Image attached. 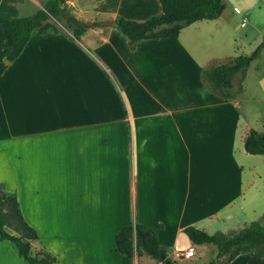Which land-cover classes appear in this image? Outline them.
Returning <instances> with one entry per match:
<instances>
[{
  "label": "crops",
  "instance_id": "0c3cea01",
  "mask_svg": "<svg viewBox=\"0 0 264 264\" xmlns=\"http://www.w3.org/2000/svg\"><path fill=\"white\" fill-rule=\"evenodd\" d=\"M48 1L0 0V64L9 52L7 22L35 14ZM79 1L66 0V6L87 14L86 21L74 17L93 28H85L79 39L71 32H35L0 74V188L15 196L24 221L37 233L38 240L31 245L53 256L56 264H162L147 256L119 255L115 235L130 224L152 228L176 264L182 263L177 254L189 248L194 257L200 256V250H210L208 245H191L184 229L195 225L209 232V227L198 225L243 216L241 179L212 178L211 200L198 201L192 192V147L176 124L165 127V117L172 113H165V104L157 98L149 103L154 109L133 111L126 99L124 110L117 95L126 96L119 71L138 81L137 44L165 39L130 43L113 29L114 21H145L151 13H160L159 0H99L84 9ZM262 2L224 0L225 9L217 19L197 21L182 29L177 39L189 29L202 46L222 39L228 29L246 25L244 18L235 23L234 14L248 17ZM127 7L136 10L124 11ZM109 20L111 27H94V22ZM261 41H254L252 52ZM181 52L196 68L203 65L190 51ZM214 57L201 50V61ZM84 61L97 72L79 73ZM238 88L231 100L216 97L236 112L234 121L244 118V137L250 130L264 133V45ZM111 97L116 99L115 108ZM212 107L202 109L208 108V116H213ZM188 207H197L199 214L194 210L189 217ZM210 251L212 259L216 249ZM230 264H249V255Z\"/></svg>",
  "mask_w": 264,
  "mask_h": 264
},
{
  "label": "rangeland",
  "instance_id": "374dc122",
  "mask_svg": "<svg viewBox=\"0 0 264 264\" xmlns=\"http://www.w3.org/2000/svg\"><path fill=\"white\" fill-rule=\"evenodd\" d=\"M98 1L80 0L79 7L84 9L88 6L87 8H89ZM133 7L136 8V4ZM135 10L130 7L124 9V11L129 12H135ZM68 12L72 16H78L83 21L88 19L87 14L80 13L76 7L68 8ZM154 15L153 13L150 14V16ZM234 16L237 24L244 18L246 20L245 27L236 30L228 29L222 39L214 42L208 40L203 46L192 39L193 29L186 30L176 40H158L152 44L139 43L137 44V57L141 71L137 73L138 81L134 82L127 71H119L117 74L125 83L124 92L126 96L122 95L121 92L117 93L124 110L128 109L127 101L132 111L135 107L142 110L154 109V106L149 103L157 98L165 104V113L169 111L172 113L170 116L166 115L165 127H174L176 124L183 131L187 145L192 147V192L197 195L198 201L205 200L208 202L211 200V196L215 192L212 178L226 180V177L228 179V177L239 176L241 179L243 183L242 193L245 194V198H243L246 206L245 214L238 219L234 216L233 219L201 222L198 227H209L207 228L209 232H206L208 234L222 232L233 235L251 222L264 223V156L245 153L243 149V129L246 126L244 118H239L238 123L234 121L236 112L231 107L227 108V106L222 105L221 100L210 92L201 76L200 68L205 69L222 63L225 58L229 60V58L240 55L249 56L252 53L254 41L258 38L264 39V31L263 34L259 33L260 30H264L263 2L248 17H243V13L234 14ZM47 23L49 30L53 28L64 33L72 32L63 20L56 22L50 18ZM113 29L118 35H121L115 27ZM211 31L214 32V29ZM183 49L186 52L190 51L191 57L203 65L196 68L189 58H184V54L181 52ZM204 49L208 51V54L213 52L215 57L201 61L200 53ZM84 62L88 68L79 63V73L83 72L86 75H91L90 72L95 73L96 70L90 69V64ZM240 80V75L233 79L235 90L238 88ZM251 90L255 91L253 87ZM115 100L111 97V104L114 108L117 105ZM153 102L156 103V101ZM209 105L213 106L211 111L213 116H208V108L202 109V106ZM234 124L235 129H233ZM235 170L240 172L235 173ZM186 174L187 169L185 168V177ZM248 184H250L249 188L247 187ZM224 192L227 190L224 189ZM240 200L241 197L239 202H242ZM195 208H187L189 217L193 216L194 210L196 213L199 212V209ZM5 230L7 233H12L8 228ZM208 247L210 250H215V247L211 245ZM205 249L207 248L200 250L202 257L197 255L182 263L177 262V264L208 263L213 252L205 251ZM42 252L41 247L37 244L31 245V256ZM0 264H24V260L18 255L14 245L7 240L0 241Z\"/></svg>",
  "mask_w": 264,
  "mask_h": 264
},
{
  "label": "trees",
  "instance_id": "16d2710c",
  "mask_svg": "<svg viewBox=\"0 0 264 264\" xmlns=\"http://www.w3.org/2000/svg\"><path fill=\"white\" fill-rule=\"evenodd\" d=\"M160 13L138 22L116 19L115 28L130 43L154 39H177L180 31L201 20H215L225 9L224 0H159ZM65 15H69L65 19ZM52 18L56 22L64 21L71 29V35L79 39L84 33L83 21L70 15L66 0H51L42 9L28 17H15L5 26L9 44L6 62L11 63L19 57L31 35L35 32L57 33L47 21ZM99 23L94 22V27ZM264 45V39L249 55L235 58L202 69V81L210 92L223 100L235 97L233 79L241 76L239 87L258 52ZM6 62L0 64V74L6 69ZM245 153L264 156V133L250 130L243 140ZM6 228L12 233H7ZM184 233L191 245H211L216 254L205 264H230L240 255H249V264H264V223L254 221L233 235L218 232L208 234L194 226H188ZM115 250L129 259L147 256L162 264L170 261L167 252L159 245L152 228L141 224H130L115 235ZM11 242L24 264H56V259L46 252L31 256V243L38 240L37 233L24 221L15 196L7 194L0 188V241Z\"/></svg>",
  "mask_w": 264,
  "mask_h": 264
},
{
  "label": "built area",
  "instance_id": "2783aa9c",
  "mask_svg": "<svg viewBox=\"0 0 264 264\" xmlns=\"http://www.w3.org/2000/svg\"><path fill=\"white\" fill-rule=\"evenodd\" d=\"M193 257H194V250L192 248H189L185 251H181L177 254V258L181 262L192 259Z\"/></svg>",
  "mask_w": 264,
  "mask_h": 264
},
{
  "label": "water",
  "instance_id": "95a60500",
  "mask_svg": "<svg viewBox=\"0 0 264 264\" xmlns=\"http://www.w3.org/2000/svg\"><path fill=\"white\" fill-rule=\"evenodd\" d=\"M69 15H65V17L67 18ZM100 27H111L113 25V21L109 20V21H104V22H100L98 24ZM82 26L84 28H93V24L92 23H83ZM7 64V62H6ZM164 264H173L170 261H165Z\"/></svg>",
  "mask_w": 264,
  "mask_h": 264
}]
</instances>
